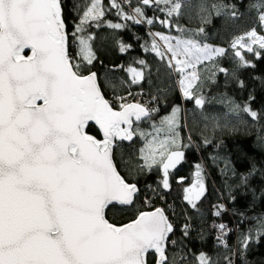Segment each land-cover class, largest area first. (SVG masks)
Masks as SVG:
<instances>
[{
    "label": "snow or ice",
    "instance_id": "snow-or-ice-1",
    "mask_svg": "<svg viewBox=\"0 0 264 264\" xmlns=\"http://www.w3.org/2000/svg\"><path fill=\"white\" fill-rule=\"evenodd\" d=\"M139 3L148 7L163 3L161 11L169 17L180 15L183 6L182 0ZM111 7L123 19L153 24L141 6L125 13L112 0ZM251 7L257 9L259 26L264 28V3ZM212 8L217 16L238 14L234 4H213ZM103 16L102 0H90L73 33L78 48V59H74L62 0H0V264H150L149 255L154 264H183V257L168 256L173 225L163 209L140 212L121 226L106 218L109 206L132 205L138 192L117 171L115 140L145 138L141 168L160 166L165 190L169 168H175L184 154L173 150L180 147L175 132L178 108L159 127L152 125L156 135L147 139L151 134L140 130L139 122L155 110L139 103L125 104L122 97L117 98L120 110H115L101 93L96 74L81 73V61L91 64L95 59L94 37L83 35L85 26L93 22L98 26ZM108 26L123 27L119 23ZM203 31L200 28L197 35ZM154 35L164 44L153 39L151 50L179 73L182 95L203 107L206 101L197 94L203 83L198 65L224 56L226 50L193 37ZM253 45L264 49V35H258L255 28L236 37L231 47L259 56ZM126 48L121 44L120 51ZM25 50L30 54L24 55ZM234 55L247 63L239 50ZM129 71L133 83L144 78L142 71ZM242 110L257 118L249 107ZM90 121L99 126L102 140L87 133ZM161 133L165 134L162 140ZM197 169L196 182L184 189L185 201L194 208L205 192ZM219 227L223 234L224 225ZM197 260L214 264L205 253Z\"/></svg>",
    "mask_w": 264,
    "mask_h": 264
},
{
    "label": "trees",
    "instance_id": "trees-1",
    "mask_svg": "<svg viewBox=\"0 0 264 264\" xmlns=\"http://www.w3.org/2000/svg\"><path fill=\"white\" fill-rule=\"evenodd\" d=\"M89 3L62 0L70 53L75 26ZM111 3L102 0L104 16L98 26L96 22L85 26L83 35L94 37L91 45L95 59L91 64L81 62V73L95 72L108 100L135 95L131 101H136L133 98L141 94L142 103L155 111L139 128L161 125L178 108L175 132L180 147L176 149L184 155L181 163L168 171L169 188L165 190L163 176L157 170H138V158L132 150L135 142L117 145L113 152L117 170L138 187L139 193L129 208L110 207L106 218L116 226L134 220L140 212L149 211L142 202V195H146L156 206L165 208L172 222L170 258L183 257V264H199L198 255L205 253L214 264H229V260L231 264H264V50L256 51L259 56L241 52L245 64L231 47L236 37L259 28L257 9L251 5L264 0H182L181 14L171 17L161 11L163 3L148 7L139 0H117L125 13L141 6L145 17L153 20L151 25L121 18ZM221 3L234 4L237 16H217L212 5ZM164 20L167 25L161 23ZM116 23L123 27L108 26ZM200 28L204 31L197 35ZM157 31L193 37L226 50L224 56L198 67L203 83L197 94L206 101L203 107L182 98L177 73L151 50L152 33ZM121 44L127 46L126 51H120ZM129 68L142 71L144 78L133 83ZM245 106L257 113L256 119L243 112ZM87 132L98 137L91 126ZM197 166L202 171L205 192L194 208L185 201L184 189L192 184ZM220 225H224L223 234ZM148 259L154 263L151 255Z\"/></svg>",
    "mask_w": 264,
    "mask_h": 264
},
{
    "label": "rangeland",
    "instance_id": "rangeland-1",
    "mask_svg": "<svg viewBox=\"0 0 264 264\" xmlns=\"http://www.w3.org/2000/svg\"><path fill=\"white\" fill-rule=\"evenodd\" d=\"M256 31H257V33H258V35H264V28H261L260 26H259V28L258 29H256ZM157 33H159V34H162V35H164V36H169V37H176V36H173V35H170V34H166V33H161V32H153L152 33V36H153V38L156 40V42L160 45V46H163V44H164V41H162V40H160V38H159V36H155L154 34H157ZM84 34V33H83ZM77 35H79V34H77ZM234 41V40H233ZM175 41H173V43H174ZM214 47V46H213ZM71 50H72V53H71V55L74 57V59H78L77 57H76V53H77V51H78V48H77V41L75 40V39H73V41L71 42ZM253 48L255 49V51H257L258 49H259V47L257 46V45H253ZM233 49V48H232ZM233 50H239L240 52H242V53H246V54H250V53H252V52H248L246 49H243V48H239V46H237V49H233ZM262 50H264V49H262ZM170 55V54H169ZM216 59V58H215ZM82 63H87L86 61H81ZM206 62H210V61H205L204 63H206ZM198 67H199V65H198ZM130 69H133V68H129V69H127V72H128V75H129V77L132 79V73L129 71ZM137 70V69H136ZM137 71H139V70H137ZM177 73V72H176ZM177 75H178V79H177V81H176V83H177V86H178V88H179V91H180V86H179V80H180V75H179V73H177ZM180 94H181V96H182V98L183 99H186L183 95H182V93H181V91H180ZM133 96H135V95H131V97L130 96H125V97H123V103H125V104H130V103H139V104H141V105H143V106H145V107H147L148 109H152V107L151 106H149V105H146V104H143L142 102H143V98H142V95L141 94H139L136 98H133L134 100H136V101H131V99H132V97ZM108 100V99H107ZM109 102H111L110 104L112 105V107L115 109V110H120V103H121V101L119 100V99H117V98H115V99H109L108 100ZM160 126V125H159ZM159 126H157V127H159ZM140 130H142V131H144L145 133H150L151 135L150 136H148L147 137V139H151L152 138V136H155L156 135V132H155V130H154V128L152 127V125H145V126H142V127H140L139 128ZM165 138V134L164 133H161L160 134V136H159V139H164ZM136 144L132 147V150L136 153V155H137V158H138V165H137V167H138V170L140 171V172H149V171H151V170H157V172H159L160 173V175L161 176H163V172H162V170H161V167L160 166H155V167H153L151 170H149L148 168H141V166L143 165V160L141 159V153H140V149L144 146V144L146 143V140H145V138H141L140 136H136V140L134 141ZM173 150H178V149H173ZM180 151V150H179ZM198 171V169H197V167L195 168V171H194V174H193V181H192V184L188 187V188H192V186H193V184L196 182V180H197V177H196V172ZM199 171H200V175H201V178H202V171H201V168L199 167ZM202 182H203V179H202ZM142 202H143V204L147 207V209H149V211H151V210H154L155 208H161V209H163L164 211H166L165 210V208L163 207V206H156V203H154V202H151L148 198H146V195H142ZM163 202V201H162ZM191 205V204H190ZM172 210H169L168 211V213H172L171 212ZM172 223V222H171Z\"/></svg>",
    "mask_w": 264,
    "mask_h": 264
},
{
    "label": "water",
    "instance_id": "water-1",
    "mask_svg": "<svg viewBox=\"0 0 264 264\" xmlns=\"http://www.w3.org/2000/svg\"><path fill=\"white\" fill-rule=\"evenodd\" d=\"M30 54V51L29 50H25V53H24V55H29ZM91 73H95V72H91ZM89 74V73H88ZM96 74V73H95ZM87 75V74H86ZM96 82H97V85L99 86V83H98V80H97V75H96ZM99 88H100V86H99ZM101 90V89H100ZM101 93H102V91H101ZM103 94V93H102ZM104 96V95H103ZM106 99V98H105ZM130 104H132V103H130ZM148 119V118H147ZM147 119H142V121L141 122H139V124H141V123H143L145 120H147ZM133 120H134V118H133ZM93 127L94 129H95V131L97 132V134H98V137H96V136H94L96 139H98V140H102L103 139V134H102V132L100 131V129H99V126L98 125H96L95 124V122L94 121H90L89 122V125H88V127H87V129L86 130H88V128L89 127ZM136 126V122L134 121V127ZM88 133V132H87ZM89 134V133H88ZM91 135V134H90ZM93 136V135H92ZM136 140V136H134L133 137V140L132 141H127V140H115L114 141V148H113V152H114V149H115V147L117 146V145H131V144H133L134 143V141ZM114 161V160H113ZM181 161H182V159H181ZM181 161H180V163H181ZM115 164V163H114ZM179 164V163H178ZM178 164L176 165V167L178 166ZM175 167V168H176ZM175 168H169V170L168 171H173ZM118 171V170H117ZM120 174V173H119ZM138 188V187H137ZM138 192H139V190H138ZM138 192L136 193V195H135V197H134V200H135V198H136V196L138 195ZM130 206H132V205H111V206H109V208L110 207H117V208H129ZM108 208V209H109ZM108 209H106V212H107V210ZM151 211H153V210H151ZM144 212H150V211H144ZM166 214V213H165ZM167 216V215H166ZM131 222V221H130ZM129 223V222H128ZM127 224V223H126ZM124 225V224H123ZM121 226V225H120ZM173 233H170L169 234V236L171 237V235H172ZM154 264V263H153Z\"/></svg>",
    "mask_w": 264,
    "mask_h": 264
},
{
    "label": "flooded vegetation",
    "instance_id": "flooded-vegetation-1",
    "mask_svg": "<svg viewBox=\"0 0 264 264\" xmlns=\"http://www.w3.org/2000/svg\"><path fill=\"white\" fill-rule=\"evenodd\" d=\"M139 193V192H138Z\"/></svg>",
    "mask_w": 264,
    "mask_h": 264
}]
</instances>
